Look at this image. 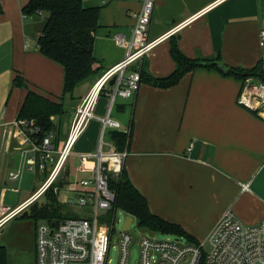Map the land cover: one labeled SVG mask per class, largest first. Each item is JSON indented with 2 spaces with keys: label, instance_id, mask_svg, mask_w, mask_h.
<instances>
[{
  "label": "crops",
  "instance_id": "crops-1",
  "mask_svg": "<svg viewBox=\"0 0 264 264\" xmlns=\"http://www.w3.org/2000/svg\"><path fill=\"white\" fill-rule=\"evenodd\" d=\"M85 8L99 7L93 56L103 72L125 58V48L113 36L131 38L133 14L142 0H81ZM154 0L148 39L154 40L187 21L175 36L154 45L139 62L129 67L143 69L154 77L171 74L176 64L169 50L172 37L189 59H217L226 67L250 70L261 63L259 31L264 29V0ZM29 0H0V203L10 209L28 200L42 185L28 182L25 159L30 152L14 124L26 90L13 87L19 74L28 89L51 99L62 94V67L42 56L38 32L27 36L33 17L22 9ZM177 36L180 38L177 39ZM4 64V67L2 65ZM90 81L64 97L63 138L52 136L54 149L65 140L71 115L85 97ZM243 80L222 76L214 69L195 68L169 88L141 83L128 98L117 97L111 118L120 131L131 133L124 169L131 183L146 198L152 214L178 225L185 237L205 242L226 209L246 225L264 217V119L238 104ZM108 97L103 92L92 119L72 147L70 159L75 175L64 166L58 182L89 177L91 162L79 155L97 150ZM107 142H112L110 132ZM72 151L73 154H72ZM66 161V163H67ZM49 164V163H48ZM51 164H49V170ZM20 171L19 180L9 173ZM81 171V172H80ZM48 172L43 173L44 180ZM79 177H78V176ZM71 178V179H72ZM31 189L30 190H27ZM17 216L0 224V230Z\"/></svg>",
  "mask_w": 264,
  "mask_h": 264
},
{
  "label": "built area",
  "instance_id": "built-area-1",
  "mask_svg": "<svg viewBox=\"0 0 264 264\" xmlns=\"http://www.w3.org/2000/svg\"><path fill=\"white\" fill-rule=\"evenodd\" d=\"M220 1L214 0L206 8ZM153 9L154 0H142L141 9L133 14L131 38L126 41L121 33L114 34V42L126 49L125 58L103 72L93 83L75 109L67 136L59 149H54L51 135L37 143L34 134L39 130L32 122L29 124L24 120L14 122L15 125L23 128L20 134L27 149L29 148L26 152L31 153L26 156L24 167L31 172L40 170L48 173L39 189L22 204L10 209L0 203V224L27 210L29 205L43 196L51 186L54 193H58V200L61 203H71L70 198L64 200L59 198V189L68 188V184H71V191L79 194V206L89 208L87 213L75 218H65L58 224L41 221L36 225V264L108 263L110 239L119 220L115 221L113 214L109 224L98 222L113 211L115 196L108 189L107 174L119 175L126 159L125 151H116L112 142L104 140L108 130L120 131L119 122L110 116L111 111L117 97L128 98L140 87V73L129 67L139 62L158 42L175 36L187 22H182L157 39L149 40L148 28ZM259 40L264 68V29L259 31ZM113 78L114 83L109 86ZM103 92H106L109 101L106 115L97 118L101 123L98 148L93 153L79 155L80 163L93 164L90 170L85 169L84 166L81 169V171H89L90 176L83 179L69 178L63 182V187H56L54 184L63 173L73 145L89 122L96 118L93 113L94 108ZM237 102L264 119V81L254 77L244 79ZM48 163L51 164L50 170L46 168ZM9 178L14 181L19 180L20 171L9 173ZM129 230H121L119 234L117 264H128L132 244ZM140 233L137 264H180L182 261H186L185 264H264V217L257 224L246 225L233 214L231 209H226L208 239L197 244L157 240L146 233L141 231Z\"/></svg>",
  "mask_w": 264,
  "mask_h": 264
},
{
  "label": "trees",
  "instance_id": "trees-1",
  "mask_svg": "<svg viewBox=\"0 0 264 264\" xmlns=\"http://www.w3.org/2000/svg\"><path fill=\"white\" fill-rule=\"evenodd\" d=\"M22 13L26 18L41 17L45 14L43 29L37 37L38 51L63 69L62 94L59 98L51 99L45 94L28 89L26 82L19 74H16L12 80V88L26 90L18 110L17 120H24L28 124L33 123V126L39 130L37 134H34L36 142L39 143L49 135L59 134L65 115L62 99L66 96L72 98L76 88L93 80L98 73L99 68L93 56V46L98 29L99 7L85 8L81 0H29L22 9ZM169 53L176 64L174 71L165 77H154L143 69L136 68L140 73V84L169 88L175 86L185 74L199 67L214 69L222 76H233L239 80L254 77L264 81L262 62L253 69L244 70L226 67L218 59L213 62L189 59L180 52L174 37L170 42ZM110 138L116 151H125L128 149L131 133L112 130ZM107 175L108 189L115 196L112 210L122 209L136 220L140 229H147L150 232L156 230L173 232L180 237H185L181 227L150 212L146 198L131 183L124 167L119 175L113 173ZM57 184L61 187L63 182H57ZM40 199H43V204L38 203ZM68 204L58 200V193H54L51 186L43 196L29 205L28 208L31 211L28 215L40 222L58 224L65 219V207ZM185 238L189 243H198L191 238ZM0 264H7V251L3 246H0Z\"/></svg>",
  "mask_w": 264,
  "mask_h": 264
},
{
  "label": "rangeland",
  "instance_id": "rangeland-1",
  "mask_svg": "<svg viewBox=\"0 0 264 264\" xmlns=\"http://www.w3.org/2000/svg\"><path fill=\"white\" fill-rule=\"evenodd\" d=\"M45 23V14L42 16H34L33 19L28 23V28L26 29L27 36H35L36 32L40 34ZM4 67V64L2 65ZM1 68V67H0ZM0 72H4L1 71ZM94 82V79L90 81V85ZM64 124L59 130V138H63V133L65 131ZM55 135V133H54ZM74 151H72L73 154ZM50 164V163H49ZM49 164H47V170H49ZM66 166H69V173L71 176L75 175V163L69 158ZM28 177V182L36 183V186H39L44 181L43 172L40 170H35L34 172H26ZM78 176V175H77ZM80 176V175H79ZM78 176V177H79ZM74 177V176H73ZM88 177V176H87ZM80 177V179L87 178ZM72 178V177H71ZM56 187H59L57 183L54 184ZM63 187V185H62ZM32 189V188H31ZM28 189L27 190H30ZM72 185L68 184V188L59 189V198L66 199L70 198L72 201L65 207V218H75L78 215L85 214L89 211L88 207H82L78 204L79 194L71 191ZM38 203L43 204V199H40ZM40 204V205H41ZM28 213L31 209H27ZM114 212V213H113ZM114 214V219L119 220L118 225H115L110 239V245L108 250V263L107 264H117L118 259V237L122 230V225L125 222L127 213H125L120 208H115L112 213L107 214L103 219L98 223L109 224L112 220ZM37 222L34 218L29 217H20L18 215L15 219L7 223L0 230V246H3L7 251V264H36V246H35V228ZM129 233L132 235V244L129 250V260L128 264H137L138 261V240L141 235L140 228L137 225L136 220L134 219ZM154 238L157 240L165 241H180L182 243L189 242L187 238L180 237L178 234L173 232H162L160 230L154 231ZM186 261H182L180 264H185Z\"/></svg>",
  "mask_w": 264,
  "mask_h": 264
},
{
  "label": "water",
  "instance_id": "water-1",
  "mask_svg": "<svg viewBox=\"0 0 264 264\" xmlns=\"http://www.w3.org/2000/svg\"><path fill=\"white\" fill-rule=\"evenodd\" d=\"M180 37L179 36H177V39H179ZM101 75H99V77H100ZM98 77V78H99ZM114 83V78L113 79H111V81L109 82V86H112V84ZM73 117V115H71V118ZM60 176L61 175H59V177H58V179L57 180H59V178H60ZM28 216V211L27 210H25V211H23L21 214H20V217H27ZM133 222V217H130V216H126V218H125V222H124V224L122 225V230L123 231H128L129 229H130V225H131V223ZM1 224H3V223H1ZM52 226H54V224H52ZM140 231L142 232V233H146V234H148L149 236H154V232H150L149 230H147V229H140Z\"/></svg>",
  "mask_w": 264,
  "mask_h": 264
}]
</instances>
